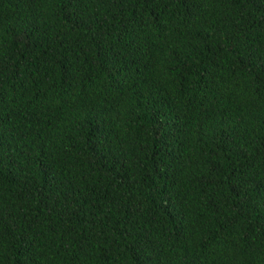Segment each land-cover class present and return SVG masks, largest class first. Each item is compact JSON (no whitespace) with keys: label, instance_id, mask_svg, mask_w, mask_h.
<instances>
[{"label":"trees","instance_id":"1","mask_svg":"<svg viewBox=\"0 0 264 264\" xmlns=\"http://www.w3.org/2000/svg\"><path fill=\"white\" fill-rule=\"evenodd\" d=\"M0 264H264V0H0Z\"/></svg>","mask_w":264,"mask_h":264}]
</instances>
